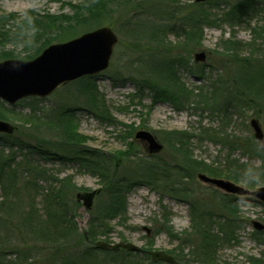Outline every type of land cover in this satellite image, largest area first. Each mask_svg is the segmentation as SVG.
<instances>
[{"label":"trees","instance_id":"obj_1","mask_svg":"<svg viewBox=\"0 0 264 264\" xmlns=\"http://www.w3.org/2000/svg\"><path fill=\"white\" fill-rule=\"evenodd\" d=\"M142 1L146 0H137L139 3L131 8L135 11H131L130 15L124 17L125 22L122 27H127L125 36L132 42L144 44L155 40L157 44L164 45L167 42H159L157 39L161 38L168 25L176 20L179 29L185 32V40L181 43L185 46H182L181 54L176 57L170 56V50L162 51L167 55L160 54V48L145 51V54L137 60L138 68L143 67L142 71L138 72L142 79L133 81L139 92L143 88L147 89L151 92L154 102L167 100L177 109L193 102L198 106L209 103L215 107L220 104L222 111L234 110L238 114L243 113L245 118L247 117L245 113L249 110L261 116L264 124V0H224L225 8L219 20L226 22L243 18V21L251 22L253 15L262 13L260 16L263 19V27L258 26V21L255 20L249 41L242 44V42L226 39L223 42L222 49L227 57L226 64H229V72L227 82L224 86L219 85L215 93L212 91L214 89L207 90L208 93L202 92L199 88L191 91L184 82L179 80L176 67L183 64L182 66L187 68V64H192L188 61L189 54L202 46L198 39V29L195 30V28L202 24L214 23L213 19L201 9V5L213 3L216 0L195 2L192 10L183 12H179L177 8L173 12L168 11L167 5L174 3L175 0H147L153 3L151 5L140 4ZM134 2L136 0H117L111 7L107 0H94L84 8L81 16L65 20L48 14L39 16L28 14L17 30L22 28L31 31L32 38L38 40V44L33 52L22 58L30 59L53 41H63L72 37V31H66L69 27L82 26L84 30H87L99 26L118 8ZM145 5L149 6L146 12L143 10ZM128 8L130 9V6ZM17 30L15 33L19 34ZM12 35L11 31H7L2 37L10 40ZM6 58H13V56L0 53V60ZM194 64H197L199 71H190L200 79L203 77V70L200 68L202 63ZM70 83L75 87L78 85L77 96L74 98L80 99L92 115L100 116L102 109L97 104L100 94L91 77H81ZM28 99L37 100L38 98ZM3 106L4 102L0 100V119L5 116ZM32 107L30 116L36 118L34 110L43 109ZM67 107L52 108L55 111L50 109L44 113L43 117L49 122H47L48 128L54 132L51 140L43 139L44 137L22 139L18 135V126L11 135L0 134V264H79L80 259L85 257H93V264H167L150 259L148 252L151 248L147 244L149 242L135 252L124 249L113 251L94 246L97 233L105 232L104 229L98 231V227H106V218L117 216L123 218L124 192L137 184L155 189L160 195L168 194L179 200L181 198L189 201L192 223L191 233H187V237L195 239V249L192 255L189 254V261L181 260L175 253L173 255L178 264H213L207 257V251L212 249L211 247H216L222 238L231 236V231L236 227L238 208L233 201L234 196L229 195L233 199L228 196V199L216 200V206L210 201L195 199L196 194L187 185V175L180 172L181 169L178 170L177 166H175L177 169L168 168L158 161H151L154 155H138L139 158L123 173L125 163L118 170L112 161L113 157L122 158L125 161L122 153L114 154L110 158L102 151L83 146L84 137L74 131V126L71 125L72 122L74 123L73 114ZM217 109L215 108L214 111ZM243 125H247L245 121ZM204 134L207 135V133ZM168 135L167 137L176 147L175 151L181 155L183 163L192 167L193 171L205 172L213 177H225L236 182L251 183L253 181L249 177L250 170L246 168L248 163H239L238 159L237 161L229 159L227 155L225 161L227 168L222 171L190 156L184 140L187 137L186 132L172 131L168 132ZM215 141L228 151L245 148L250 155L264 162V149L259 148L254 142L241 144L243 142H239L234 135L219 131L215 132ZM4 147H8V151L5 152ZM14 148L16 151L18 148L25 149L28 153L21 151L24 155L17 160ZM33 156L56 160L63 164L76 161L101 176L103 199L96 201L90 210L86 234L79 232L73 220V206L76 204L73 194L78 188L73 187L68 178L46 176L45 168L27 159ZM261 168L260 165L257 171ZM262 171H264L263 168ZM40 182L47 184L46 187L41 186ZM67 187H73L67 199L69 204L62 200ZM36 197L40 198L41 206L36 204ZM163 218L160 229L171 233L168 219L166 216ZM85 239H87L86 242ZM67 243L73 244L76 254L64 247ZM169 253L172 254L171 251ZM143 259L146 262H142Z\"/></svg>","mask_w":264,"mask_h":264},{"label":"rangeland","instance_id":"obj_2","mask_svg":"<svg viewBox=\"0 0 264 264\" xmlns=\"http://www.w3.org/2000/svg\"><path fill=\"white\" fill-rule=\"evenodd\" d=\"M93 1L0 0V53L12 55L13 58L24 59L22 58L23 56L33 52L38 40L32 38L31 31H26L22 28L17 30L21 21L25 20L28 14L33 16L48 14L56 16L60 20L71 19L81 16L80 14L84 12V8ZM107 1L108 5L110 4L113 7L117 0ZM138 3L136 0V2L128 4V6L127 4H125L126 6H121L111 14L110 18L108 17L103 24L99 25L111 27L117 35V43L113 48L108 68L90 76L100 94L97 102L102 109L101 114L99 113L100 116L92 115L81 103L80 99L74 98L77 96L78 85L75 87V85L67 83L61 85L51 95L44 98H38L37 100L23 99L14 104L4 103L5 111L3 110V112L5 116L2 119L8 121L16 128L18 126V135L22 139L44 137L43 139L47 140L50 138L51 140L54 132L48 128V120L43 117L44 113L52 108L70 106L67 108L73 114L72 119L74 121L71 125L74 126L73 129L78 135L84 137L83 146L85 148H95L110 155L122 153L125 161L120 158L118 162H120V165L125 163L122 169L123 173L133 165L140 155H154L151 161H158L168 168L177 169L175 167L177 166L179 167L178 170L181 169L180 172L187 175V185L196 194L197 198L195 199L204 202L210 201L216 206V200L228 199L229 195L234 196V199L231 196L229 197L233 199L237 205L236 208H238L236 227L231 231V236L226 239L222 238V240L218 241L216 247H211L212 249L207 251V257L213 264H251V262L264 264V231H256L251 222L252 220H257L264 223V204L254 196L233 195L198 180L197 174L200 172L193 171L192 167L183 163L181 155L175 151L176 147L172 140L167 137L169 136L168 132H186L187 137L184 140L190 156L197 161L202 160L211 164L222 171L227 168L225 166L227 155L229 159H235L236 161L238 159L239 163H248L246 168L250 170L249 177L253 180L251 183L236 182L223 178L251 191L264 186V171H262L264 162L260 158L250 155L245 148L243 150L228 151L227 148L215 141V132H226L238 138L239 142H243L241 144L254 142L259 148L264 149V137L261 140H256L248 123L251 118H257L264 132L263 120L261 116H257L249 110L245 113V115L247 114L246 118L243 113L238 114L234 110L222 111L220 104L215 107H212L209 103L198 106L193 102L192 104L182 105L183 107L177 109L167 100L154 102L151 92L147 89L143 88L139 92L138 87L133 82L135 79H142L141 74L138 72L142 71L143 67L141 69L138 68V58L144 55L145 51L156 48H160L159 51L162 55H167L162 51L169 52L168 50H170V56L176 57L181 54L182 46H185L181 44L185 40V32L180 30L176 20H173L162 37L157 39L159 42H167L166 44H157L155 40L144 44L136 41L132 42L124 34L127 27H122V25L125 22L124 17L130 15L131 11H135L131 9L132 6ZM194 3V0H175L174 3L167 5V8L170 12H173L175 8L179 12L190 11L194 8ZM140 4L151 5L153 3L146 0ZM129 6L130 9L128 8ZM224 8V0H216L213 3L201 5V9L213 19L214 23L199 24L200 26L195 28V30L198 29V39L202 46L194 49L189 54L188 61L192 64H187V68L182 66L183 64L176 67L179 80L184 82L191 91L199 88L202 92L208 93L209 91L207 90L214 89L212 91L215 93L214 91L219 85L224 86L228 78L229 64H226L227 57L223 54V42L226 39L242 42V44L249 41L255 20L258 21V26L263 27V19L260 16L262 13L253 15L251 22L243 21V18L226 22L221 21L218 18ZM143 10L145 12L148 11L149 6L145 5ZM93 28L95 27L91 29ZM119 28L120 31L118 32ZM84 29L82 26L69 27L66 31H72V37L65 40L91 30L90 28ZM16 30L20 33H15ZM7 31L13 33L10 40L8 38L5 40L2 37ZM121 32L123 33L121 34ZM9 34L11 36V33ZM57 42L62 41H53L52 43ZM200 51L205 53V60L196 62L202 63L200 68L203 70V77L199 79L191 71L195 72V70H198L197 64H194L193 54ZM241 53L243 54V48ZM195 90L194 92H196ZM31 107L43 109L34 110L37 119L30 116L32 114ZM215 108H218L217 111H214ZM51 111L55 110L52 109ZM244 121L247 124L246 126L243 125ZM141 129L150 131L156 137L157 141L162 145L159 152L149 154L143 143L134 138L135 132ZM204 133H207V135ZM7 148L4 147L5 152L8 151ZM14 151H16V148H14ZM21 151L28 153L27 150L18 148L16 151L17 160L24 155ZM30 157L32 156L30 155ZM27 159L45 168L44 173L49 178L52 175L61 179L68 178L73 187L78 188L77 191L79 192L98 189L103 185L100 175L91 172L76 161H69L63 164L56 160L39 158L38 156H33L31 159L27 157ZM260 165L262 168L257 171ZM40 184L44 188L47 185L44 182H40ZM73 187H67L66 194H63L62 200L67 204H69L67 199ZM103 195L104 193L100 190L93 199V205L96 201L102 200ZM124 198L125 213L123 218L118 216L106 218V227H98V231L104 229L105 232L97 233V239L117 242L122 238L126 242L133 243L139 247H145L149 244L148 247L151 250L171 251L172 255L175 253L181 260L189 261L190 258L188 256L189 254L192 255L196 245L194 238L187 237V233H191L190 226L192 223L189 201L187 202L186 199L183 200L181 198L179 200L168 194L160 195L155 189H150L143 184H137L128 189V191L124 192ZM35 200L36 204L41 206L40 198L36 197ZM75 212L80 216L77 219L79 227L85 228L86 222L90 217L89 210L85 209L79 202ZM164 216L168 219L171 233L159 227L163 222ZM64 247L71 252L74 251L75 254L77 253L72 243H67ZM142 262H146V260L143 259ZM93 263V257L81 258L79 262V264Z\"/></svg>","mask_w":264,"mask_h":264},{"label":"water","instance_id":"obj_3","mask_svg":"<svg viewBox=\"0 0 264 264\" xmlns=\"http://www.w3.org/2000/svg\"><path fill=\"white\" fill-rule=\"evenodd\" d=\"M204 2L206 0H194ZM117 42V35L109 26H99L88 30L79 36L63 42L52 43L32 59L22 60L9 58L0 61V99L13 104L17 100L26 97H46L58 86L86 75H94L107 68L113 47ZM195 62H203V51L193 54ZM249 126L256 140L264 136L260 122L256 118L249 120ZM14 126L0 119V133L12 134ZM145 146L149 154L157 153L162 145L148 130H138L134 134ZM198 180L210 184L220 190L238 195L250 194L264 203V186L249 191L232 181L210 177L204 173L197 174ZM97 190L78 193V200H83L86 207H90L93 196ZM253 228L264 230V224L260 221H252ZM100 248L113 250L123 247L129 250H137L138 246L130 242H117L114 244L97 241ZM154 261L175 263L173 257L164 251L150 252Z\"/></svg>","mask_w":264,"mask_h":264}]
</instances>
